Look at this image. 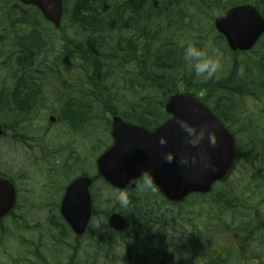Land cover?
<instances>
[{
	"label": "rangeland",
	"instance_id": "obj_1",
	"mask_svg": "<svg viewBox=\"0 0 264 264\" xmlns=\"http://www.w3.org/2000/svg\"><path fill=\"white\" fill-rule=\"evenodd\" d=\"M198 1L193 0L194 3ZM258 2L264 10V0ZM3 5V8H8L12 4L11 1L6 4L0 2V14ZM218 12L219 10L205 9V14L197 18V31L189 28V18L184 17L182 20L177 19L176 24L173 23L163 34L167 40L176 41L181 48L194 43L207 48L209 54L218 53L222 67L217 76L210 80L197 76L187 67L181 55L179 66L171 67L172 63L169 66L171 70L167 73L162 70L156 73L158 78L165 73L161 77L167 76L165 82L168 84L185 82V86L190 83L192 88L204 87L228 77L235 57L239 61L246 56L255 61L263 60L264 37L248 55L233 54L214 28V17ZM184 14L188 15L186 10ZM64 18L68 21V17ZM67 23L63 24L64 32L75 34V30ZM3 25L4 23H0L1 29ZM175 26L185 28L174 31ZM138 27H129L126 32L128 35L135 34L134 39H137L141 34ZM47 34L48 37L45 36L42 42V49L38 51L41 55L35 57L36 69L43 72L38 78L42 92L38 105L43 102V106H37L27 115L29 120L21 123V131L18 119H15L9 125L10 129L0 138V167L9 177L18 181L19 197L23 205H31L34 209L31 214L19 217L16 222H2L0 264H110V256H114V251L120 255L122 252L129 254L133 264H143L144 261L146 264H264V81H261L264 80V72L257 76V80L255 75L243 72L247 77L243 78L250 80L248 82L252 85L243 94L224 99V102H229L235 109V119L233 118L230 128L236 131L241 146L239 170L230 181V188L233 190L229 191L230 199H234L235 203L233 207L227 208L219 200V193L226 190V186L221 184L215 186L211 195L193 194L182 203H173L164 198L156 187L145 189L147 180L129 192L138 201L137 205L129 203L122 206L115 199L118 190L112 187L109 189L102 180H98L93 185L94 217L87 234L75 249L70 245L71 238L67 239L66 245L58 242L57 238L54 239L63 220L53 205L59 206V197H62L65 186L74 177L83 173L92 176L96 174V159L111 144L112 138L108 125L109 115L93 105L97 97L96 89L94 92L89 86L92 82L91 75L86 72L89 65L78 58L76 51L73 53L74 59L66 58V53L62 51L61 58L51 61L52 52L59 51L65 41H62L63 36L52 37L49 32ZM85 35L81 32L78 37ZM147 37L144 34L141 40H147ZM9 38L12 39L10 36ZM114 39L115 44H118L115 37ZM6 48L3 50L4 54L12 49L9 46ZM113 49L109 44L104 46L103 51L109 53ZM5 59L0 53V60ZM104 59L109 68L118 70L116 75L109 72L108 79L102 82L104 85L112 80L107 85L124 87V83L129 85L137 77L135 73H128V69H118L121 65L117 66L113 60ZM10 63L17 66L14 58L10 59ZM4 67L6 66H0V86L1 83L10 82L8 87L12 89L14 82ZM147 88L152 89V85L142 89L141 94ZM180 88L184 89L182 86ZM153 90L156 99L162 100L161 90L157 87ZM153 90L145 95H151ZM125 92L128 102L138 101L139 96H134L131 90ZM215 97L219 98V95ZM68 101H84L94 106H91L90 113L75 127L70 120H66L67 117L62 112ZM123 109L126 110L121 106V110ZM7 113L10 118H14L13 113L8 110ZM51 115L57 117L52 123ZM0 121L3 122L2 119ZM253 147L258 149L255 154L249 152ZM145 210L157 218L158 222H164V225L158 228L154 225L155 221H149L150 224L146 225L143 217ZM116 211L123 213L128 220L126 229L117 233L108 225V217ZM152 216L150 217L153 219ZM235 234L251 238L242 249L244 253L233 246V242H237L234 240ZM102 235L108 236L110 245L105 250L99 248L101 243L105 245L100 242ZM198 240L203 241V244L197 246ZM166 258L169 259L164 263Z\"/></svg>",
	"mask_w": 264,
	"mask_h": 264
},
{
	"label": "trees",
	"instance_id": "obj_2",
	"mask_svg": "<svg viewBox=\"0 0 264 264\" xmlns=\"http://www.w3.org/2000/svg\"><path fill=\"white\" fill-rule=\"evenodd\" d=\"M10 1L12 5L8 8H3V5L0 14V23H4L3 29L0 28V53L6 58L4 61L0 60V66H6L4 68L7 69L9 77L14 82L12 89L8 87L10 82L1 83L0 86V119L7 124V131L15 119H18V128L21 131V123L29 120L27 115L39 106L42 92L38 78L43 72L36 69L35 57L41 55L38 51L42 49V42L45 36L48 37V32L52 37L63 36L62 41H65L59 51L52 52L51 61L61 58L62 51L64 54L66 53V58L72 59L73 53L76 51L78 58L86 61L85 63L89 65L86 71L92 79L89 86L94 92L96 89V102L102 112L121 114L148 127L164 120V110L162 109L165 100L171 94L182 90L180 88L182 86L185 91L198 94L203 101L210 104L215 114L230 128L235 119L233 116L235 109L228 104L229 102H224V99L236 94H243L248 86L252 85L248 82L250 80L243 78L246 77L243 72L247 75H255V80L261 72H264V56L262 61H255L246 56L240 61L236 57L233 59L234 66L228 77L220 78L219 82L204 87L192 88L188 82V86H185V82L168 84L165 82L167 76L161 77L171 70L169 66L172 63L171 67H178L180 63L178 60L183 55L184 48H181L176 41L167 40L163 36L173 23L176 24L177 19L182 20L184 17H188L189 28L197 31L196 27L199 23L197 18L199 15L201 17L205 14V9L223 12L230 6L241 2L240 0H199L196 3L193 0H64V16L68 17V21L63 16L60 27H55L47 21L35 6H25L13 0H0L5 4ZM245 2L255 4L264 15L262 4H259L258 0H245ZM223 4L224 6H222ZM184 10L188 15L184 16ZM66 23L75 30V34L69 35L64 32L63 24L66 25ZM129 27L133 29L138 27V32L141 34L139 37L137 36V39H134L135 34L128 35L126 32ZM181 28H185V26H177L174 31ZM52 32L57 34L54 35ZM81 32L86 34L85 37H78ZM144 34L148 37L147 40L142 41L141 37ZM219 36L223 39L222 35L219 34ZM114 37L118 44H115ZM78 39H83V41L80 42ZM91 42L93 44H90ZM109 44L114 49L105 53L103 48ZM7 46L12 49L4 54L3 50L7 49ZM159 51L160 54H158ZM235 54L248 55V52L237 51ZM11 58L16 60L17 66L10 63ZM104 58L113 60L117 66L121 65L118 69H128V73H135L137 77L130 79L129 85L124 83V87L107 85L112 80L107 81L104 85L102 82L108 79L109 72L118 74V70L108 67ZM155 68L156 70H154ZM160 70L165 73H162L158 78L156 73ZM195 81L200 80L195 79ZM150 85H152V89H147L153 90L157 87L161 90L162 100L156 99L154 90L151 95H145L150 91L147 89L141 94V90ZM9 90L10 92H8ZM126 90H131L134 96H139L138 101L128 102ZM214 91L216 92L214 93ZM216 95H219V98H216ZM42 106L43 102H40L39 107ZM91 106L94 107L91 103L84 101H68L62 112L71 115L67 118H70V123L75 127L87 113H90ZM121 106L126 110H121ZM7 110L14 114V118L8 116ZM13 125L17 128L16 124ZM257 150L253 147L249 152L255 154ZM97 178L101 179L98 176ZM102 182L109 189L111 188L105 181ZM227 183L229 187L226 186V190L224 189L225 191L218 197L227 208H231L235 203L234 199H230L229 191L233 192V190L232 187L230 188V181ZM129 197V203L137 205L138 201L131 194ZM200 209L204 210L202 207ZM100 242L105 243V245L99 243L101 250L110 246L106 235L101 236ZM96 244L97 242L93 245L94 248H96ZM124 254L122 252L121 256ZM168 259H164V263H167ZM110 261V264H133L131 259L119 262L116 256H110ZM143 264H146L145 261Z\"/></svg>",
	"mask_w": 264,
	"mask_h": 264
},
{
	"label": "water",
	"instance_id": "obj_3",
	"mask_svg": "<svg viewBox=\"0 0 264 264\" xmlns=\"http://www.w3.org/2000/svg\"><path fill=\"white\" fill-rule=\"evenodd\" d=\"M25 5L36 6L56 26L61 25L64 11L63 0H17ZM215 28L225 36L233 51L250 50L264 34V17L252 4H239L230 7L215 18ZM166 111L172 114L154 130L135 125L115 116L113 118V144L97 160L98 174L109 184L120 189H132L140 178L147 174L162 193L171 201L180 202L190 192H208L217 180L227 179L236 160L234 135L213 113L207 103L191 93L177 92L167 100ZM188 117L198 125L207 122L218 135L216 145H204L198 151L183 143L182 132L176 128V118ZM53 119V117H51ZM168 131L169 143L166 149L177 155L196 152L198 163L182 167L177 160L169 163L161 155L158 145L161 132ZM4 126L0 123V136ZM199 153H206L210 166L199 163ZM93 179L88 175L76 178L66 189L61 202V214L77 235L87 230L93 214V203L89 190ZM16 204V189L13 183L0 177V218L11 211ZM109 225L118 231L126 226V218L120 212L109 217Z\"/></svg>",
	"mask_w": 264,
	"mask_h": 264
},
{
	"label": "clouds",
	"instance_id": "obj_4",
	"mask_svg": "<svg viewBox=\"0 0 264 264\" xmlns=\"http://www.w3.org/2000/svg\"><path fill=\"white\" fill-rule=\"evenodd\" d=\"M183 59L189 69L204 80H210L217 76L222 64L218 53L209 54L207 48L199 47L194 43H188L183 50ZM176 128L182 132L183 143L196 150H200L204 145L205 137H207V145L215 146L218 142V135L214 128L209 127L207 122H201L199 125L185 116L176 118ZM158 145L161 149H166L169 143V133L166 130L161 132L158 137ZM163 159L169 163L173 160L185 168L191 167L198 163L196 152H183L177 155L173 150H163L161 152ZM199 163L204 166H210V159L206 153H199ZM145 189H152L151 180H147L144 184ZM154 190V189H153ZM115 199L122 206L129 204V192L122 189L115 193Z\"/></svg>",
	"mask_w": 264,
	"mask_h": 264
},
{
	"label": "flooded vegetation",
	"instance_id": "obj_5",
	"mask_svg": "<svg viewBox=\"0 0 264 264\" xmlns=\"http://www.w3.org/2000/svg\"><path fill=\"white\" fill-rule=\"evenodd\" d=\"M239 160V152H238V159ZM0 176L9 179L16 187V191H17V199H16V204L15 207L3 218L0 219V230L1 228V224L2 222L6 221V220H10V221H14L16 222L18 220L19 217H24V216H28L29 214H31V212L34 211V209L30 206H28V204L23 205V203L20 200V195H19V187H18V181L14 180L13 178L9 177L5 172H3V170L0 167ZM73 180L69 181V183L65 186L64 188V193L62 195V197H59L60 200V204L58 206V204L53 205L56 207V209L58 210V214L61 215V202L63 199V196L66 192L67 186L72 182ZM217 184H221L223 186H227V181L224 182H217L214 184L213 187H215ZM214 189V188H213ZM91 192H93V186L91 187ZM213 193V191L211 193L208 194H201V193H196L195 195L198 196H206V195H211ZM220 194V193H219ZM58 206V208H57ZM146 214V215H145ZM152 215H149V213L147 212V210L144 211L143 217H144V221L146 223V225H149V221H152V218L150 217ZM153 217V216H152ZM157 218H155V221ZM62 225L60 226V230L58 231V235L54 236V239H58V242H62L66 245V241L68 238H71L72 241H70V245L72 246V248L75 249L76 245H78V243L82 240V238L87 234L83 235V236H78L76 234H74V232L72 231V229L69 227V225L67 224L66 220L62 217ZM150 232H152V230H149ZM69 232V233H68ZM173 231H171L172 233ZM60 240V241H59ZM234 240H237V242H233V246L237 249V251H239L240 253H242V249L246 246V244H248V242L251 240V238L247 235H242L239 236L238 234H235ZM201 244H203V241H199L197 242V246H199ZM61 244V243H60ZM217 254V252H216ZM221 256V255H220ZM254 257H256L254 255ZM210 260V257H208ZM222 259H225L224 257L221 256ZM146 260V259H145ZM79 264V263H78Z\"/></svg>",
	"mask_w": 264,
	"mask_h": 264
},
{
	"label": "bare ground",
	"instance_id": "obj_6",
	"mask_svg": "<svg viewBox=\"0 0 264 264\" xmlns=\"http://www.w3.org/2000/svg\"><path fill=\"white\" fill-rule=\"evenodd\" d=\"M64 114H65L66 117H71V115L69 113H65L64 112ZM153 221H155V217L154 216H153V219H152V223H153ZM154 225L159 228V227L164 225V222L160 223L158 221H155ZM171 230H173V228ZM114 256H116L118 258L119 262H122V261L126 262L128 259H131L129 254H124V256H121L120 254L117 253V251H114Z\"/></svg>",
	"mask_w": 264,
	"mask_h": 264
}]
</instances>
